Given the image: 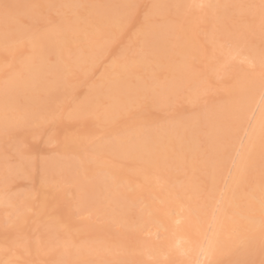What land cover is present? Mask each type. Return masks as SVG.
<instances>
[{
	"label": "bare ground",
	"instance_id": "bare-ground-1",
	"mask_svg": "<svg viewBox=\"0 0 264 264\" xmlns=\"http://www.w3.org/2000/svg\"><path fill=\"white\" fill-rule=\"evenodd\" d=\"M0 1H12V4L21 6L12 9L8 15L0 7V23L4 21L9 23L6 27L0 26V46L6 45L12 51L16 48L10 47L12 40L25 38V43L30 48L24 55L16 56L20 60L14 64L10 74L0 75V126L14 133L20 127L29 125L35 118L37 121L40 112L45 114L46 110L54 109L56 101L68 91L66 87L68 80L65 75L82 73L85 76L96 56L123 30L125 21L139 2V0ZM236 1L174 0L175 3H171L174 4L173 9L170 11L166 10L164 0H154V5L161 7L152 8L149 12L151 15L164 10L165 16L172 13L177 17H184V20L185 15L180 14L187 11L188 22L174 17L162 25H156L153 19L150 26L146 27L143 24L137 37L139 47L142 49L115 61L101 80L89 87L83 100L73 104L68 116L82 117L91 114L109 128L116 123L130 122L129 114H140V109L132 110V107L140 105L142 101L147 100L154 107H158L185 90L191 89V95L195 94L199 86L201 90L205 74L201 76V73L194 70L192 60L202 57L206 53V46L201 42L202 39H197L195 31L199 25L201 27L202 22L208 23L209 19L210 23L204 28L208 34L207 40L214 33L218 36L221 34L228 41L230 39L236 47L238 45L246 47L247 53L240 48L236 52L240 50L242 54H247L257 62L255 64L262 62L264 51L261 46L264 41L260 43L261 45L256 42L244 45L246 40H243V36L245 32L250 33L248 31L252 29L249 27L251 23L245 26L246 29H236L246 25L244 20L237 19V11L246 9L248 16L251 14L248 11L251 10L253 13L254 10L249 9L251 2L252 5L254 3L256 5L260 0H249V4L245 2L246 0L241 1L242 3L239 0L237 4ZM192 3L196 5L202 3L205 7L193 6L197 10L196 15L191 10ZM243 4L247 6L244 7ZM30 5L41 7L39 9L27 7ZM40 10L64 13L69 11L71 14L68 17H59L57 27L40 32L24 28L20 20L13 18L15 13L35 18V15L37 16L35 12L38 13ZM233 13L236 15V22L242 21L244 24L237 25L239 24L237 22L234 26ZM191 14H195L196 17ZM253 14L259 15L261 19L259 8ZM254 15V18L257 17ZM39 17L38 14L37 18ZM255 23L251 26L256 25ZM261 37L264 38L263 35ZM81 40L85 42L83 45L85 49L77 42ZM217 40L220 41L219 37ZM216 50L218 53L213 57L219 63L220 61L224 63L223 60H227L228 56L222 57V46L216 47ZM233 50L236 53L235 48ZM123 53L122 51L121 55ZM225 53L231 56V60L232 54ZM210 65L213 68L218 63ZM235 75L237 80L224 95L225 101H221L222 104L218 103L217 107H210V111L207 109L201 115L151 130H141L140 123L136 127L131 124L126 129H131V132L124 138L110 134L107 139L97 144L86 145L90 138L86 135L69 138L63 142L56 156L40 162L43 173L40 179L43 183L55 180L54 185L57 181L58 184H63L64 182L60 180L62 179L70 182L72 188L59 192H54L51 187V191L48 188L45 190L41 188L36 198L31 193L23 196L22 200H19V196L9 195L0 190V205L9 207L8 216L12 217L17 211L21 212V215H16L20 219L15 218L16 220L12 221L7 216L8 219H4V222L8 221L11 225L21 223L25 218L32 216L27 210L36 211L34 217L37 216L41 221L45 220L42 224L46 225L47 234L55 237V240L58 238L55 244L61 243L54 264H168L163 260L168 254H174L179 263L183 262L182 264H197V261L199 264L210 262L248 264L254 260H261L262 262H259L263 263L264 240L261 224L264 222V98H262L264 87L259 74L249 77L242 72ZM242 126L241 135L236 129H242ZM241 141L244 145L243 150L247 153V166L240 177L239 186H236L233 181L238 173L232 168V162L238 158ZM106 154L116 160L104 161ZM91 159L93 163L87 166V161ZM118 160H124L128 165H136L131 166L134 173L120 169L114 163ZM1 165L4 167L0 168V177L4 181L3 184L5 182L7 184L8 179L17 173H27L32 164L23 157L16 165L9 166L6 162L0 163ZM200 167H203L205 173L201 177L205 184L202 196L199 180L194 179ZM172 169L187 171L189 178L175 184ZM229 169H232L231 177ZM167 171L171 173V177L164 180L162 185H157L160 183L155 178L150 179L153 175L162 176ZM123 180L128 182L127 186ZM126 187L130 191H126ZM69 192L70 195L72 193L69 198H72L66 199L67 196L65 198L64 195ZM144 193H148V198L150 197L147 201H150V206L145 202L147 206H143L142 210L137 208L138 204H134L133 196L140 195L142 198ZM151 197L154 200L158 198L163 211L155 210L154 207H158L159 204L155 202L153 205ZM63 198L71 200L70 203L75 199L73 204L75 211L89 212V215L91 213L94 217V214L99 215L108 223H119V230L103 229V226L93 225L95 223L91 224L86 219L80 223L74 221L73 215L69 213L71 206L68 204L66 207L69 209L57 206L50 212L52 204L57 202L59 204ZM18 200L22 201L21 205L18 204ZM35 202H38V207L34 206ZM147 208L154 211H151V217L160 223L159 228L156 224H151L150 228L146 226L147 220L144 219L147 217L144 212ZM132 219L139 222L136 223L137 227L132 224L134 223ZM81 231L86 232L83 240L81 237H75ZM126 235H130L129 239L132 237L130 242H127ZM124 236L127 237L126 241ZM216 240L220 242L215 244L209 255H205L201 249H209V242ZM38 243L26 242L23 239L21 244L34 251L39 248ZM132 251H140V254ZM2 255L6 257L5 253ZM151 256L153 261L149 259L147 261V257ZM0 264L28 262L5 260L2 263L1 256Z\"/></svg>",
	"mask_w": 264,
	"mask_h": 264
},
{
	"label": "rangeland",
	"instance_id": "rangeland-1",
	"mask_svg": "<svg viewBox=\"0 0 264 264\" xmlns=\"http://www.w3.org/2000/svg\"><path fill=\"white\" fill-rule=\"evenodd\" d=\"M153 1L154 0H139L138 4H136L133 7L131 15L128 17L127 21H125L126 25L124 24L123 30H121L118 36L117 35L115 36L114 40H112L111 43L107 45L104 51H102L96 56L93 65L89 67V70L87 71V74L85 76H83L82 73H76V74L68 73L67 75H65L68 80V84L66 86L68 88V91L66 92L67 94H63V96L59 98L58 101H56V104H55L56 106L54 105L53 107L54 109H52L51 111L46 110L45 114L44 112H40L39 116L40 117L42 116L41 118L39 116L38 118L37 115H35L37 117V121H35L36 118L34 116L35 120H33V122L31 121L30 123L31 125L29 124L27 126L20 127L19 129H17L18 132L16 131L15 133L14 131H10L0 126V163L5 164L6 162L7 165L13 166V165H16V163L21 158L25 157L33 165V167L31 165L28 168L27 173H17L16 176L11 178L12 180L8 179L7 184L5 182L6 185L3 184L4 181L0 177V184H1L0 190L1 191L4 190L3 193L19 196L18 197L19 200H22L24 197H26V195L31 194V193L33 194V197L36 198L37 192H39L41 188L42 189L44 188V190L48 188L49 191H51L50 190V187H51L54 192H59L60 190H65L66 188H68L66 189V191L70 190L72 188V185L70 182H69L70 184L67 183L68 181H62V179H60L62 183L64 182L63 183L64 187H63V184L61 183L58 184V181H57V184H56L57 186H56L54 185V183L56 182L55 180L51 181L52 184H49L51 183L50 181L48 183L47 182L43 183L40 179L41 176L43 175L40 169V162H43L45 160L51 159L53 156H56L59 153L61 146H63V142L67 141L69 138L83 137L84 135H86L90 137L88 141L86 142V145H90V144H97L107 139L110 134H112V136L114 137L124 138L125 136L128 135L129 132H131V129L126 130L128 126H131V124H134L133 126L135 127L141 124L142 125L141 130H148V129L151 130V129L158 128L160 126L165 127L166 125H172L178 120H185L188 118H193L195 116L201 115L207 109L208 111H210V107L212 106L217 107L218 103H220L221 101L224 102L225 101V99H223L224 95L231 88V86L235 84L234 81L237 80L235 79L236 78L235 74L238 73L239 75L240 73L243 72V74L245 75L247 74L249 77L253 76L254 74L261 75L262 67L260 65L262 64V62L255 64L257 63L256 61L254 62V60L248 57L247 54L241 53L242 50L244 51V53H247V51L245 50L246 47L240 46V45L236 47L235 44H233L229 38L228 39L230 42L227 40L226 37H224L221 34L218 36L216 33H214L211 36L213 39L210 37L212 41L210 40V38H208V40L206 39L208 34L205 33L204 28L206 27L205 25H208V23H210V19H209L207 20L208 23H204L206 21L202 22L201 27H199L200 26L199 25L198 26L199 28L197 27V31H195L197 39L199 40L202 39L201 42L206 46V53L203 54L202 57L200 56L199 59H194V61L192 60L194 68H195L194 70L199 74L201 73L200 74L201 76L205 74L204 80H202V83H201V85L203 86V88L201 87V90L199 86V88L195 90V94L193 95H191V89L185 90L184 92L179 93L176 96L169 99L164 105H161L158 107H154L147 100L142 101L140 102V105L136 107H132L133 108L132 110L140 109V114H134V115L129 114L131 116L129 118L130 122H128L127 124L116 123V124H113L112 126H109V128L104 124V122H101L100 120L92 116L91 114L83 115L82 117L68 116V112L71 111L73 104H76L80 102L81 100H83V98L87 94V91L89 90V87L92 84H95L99 80H101V78L107 73L108 68L109 69L112 68L111 65L115 61H117L120 58L121 59L126 58L127 55L134 54L135 52L137 53L138 51L142 49L141 46L139 47V42L137 40V37L138 35H140L139 31L144 24L145 13H149L151 9L153 8L152 6L155 4V2ZM164 1L166 2V10L171 11L173 9L172 6L174 5V4L171 5V3H175L174 0H172L173 2L171 0L169 1L164 0ZM167 1L170 3H168ZM237 1L239 2V0ZM237 1H236V4L238 3ZM241 1L244 2L245 0H240V2ZM245 2L246 3L248 2L249 4V0H246ZM5 3L12 4V1L11 2L9 1L1 2L0 1V5H3ZM260 3H261V0L259 2L257 1L256 5L254 3L257 9L259 8L258 5ZM186 5L185 7H187ZM245 5L243 4L244 7ZM193 6H196V3L192 5L191 10L197 15V12H195L197 11L195 9L196 7H193ZM250 6H253L252 2ZM250 6H249V9H254L253 13H255V10L257 11L256 7L250 8ZM1 9L4 11L2 7ZM159 11H160L159 14L156 11V13L154 12V14L152 15L153 21H155L156 25H162L165 21L167 22L169 19L174 18V17L180 18L181 21L188 22L187 11L186 13L184 11L185 14L183 13V10L181 11V13L183 14H180V15L181 16L185 15L184 20H183L184 17L183 18L179 16L177 17L172 13L165 16L163 14L164 10H159ZM237 12H238L237 19L241 18V20H244L246 25H244V27H241V26L236 27V29L245 28V26H248L249 23L253 25L255 22H257V24L255 23L257 26L254 25L252 27L251 25H249V27L252 28L251 30L248 31L250 32L248 33L250 35L246 34L245 32L243 36L244 37L243 40L244 41L246 40L244 42V45L246 43L248 44L251 42H254V44L262 43V41H264V38L261 36L262 35L264 36V30L261 29V19H259V15H254L252 11L250 10L248 12H250L251 14L257 17L254 18L253 15L251 16V14H248L249 16L248 17L246 14L247 13L246 9L243 11L238 10ZM35 13L37 14V16L35 15V18L28 17L27 15L22 14V13H15L13 18L20 20V24L24 26V28L30 29L33 32H40V31L48 30L51 27H57L59 25L58 24L60 20L59 17H68V15L71 14L69 11L64 13L63 11L62 12L61 11L44 12L42 10H40V12L38 11V13L37 12ZM234 13L232 14L234 22L233 21L232 22L235 26L238 21L236 22L235 20L236 15ZM241 13H243L245 16H243V14ZM38 14L40 17L42 16L44 18V22L34 27L33 25L35 24ZM195 14H191V15H194V17H196ZM230 18L232 19V17ZM230 18L229 20H231ZM245 19H248V20L245 21ZM48 21H50V23H48ZM244 22L242 23V21H240V23L242 24H244ZM240 23L237 25H241ZM7 24L9 23H7V21H4L0 23V26L6 27ZM246 35L250 37H245ZM218 37L220 41L217 40ZM25 40H26L25 38H19V39L12 40V42L10 43V47L12 46L16 47L14 48V50L12 49V51L10 50V48L8 49L6 45L0 46V75L1 76L7 73L10 74L11 70H13L14 64H16L17 61L20 60V58H16L17 55L19 57V55L20 56L24 55L26 51H29L30 48L28 44L25 43L26 42ZM77 42L78 44L81 45L83 49H85V46H83L85 42H83L82 40L77 41ZM219 44L222 46V49H223L222 57L228 56L227 60L225 61L223 60L224 63H222V61H220L219 63V61L215 60V58L213 57V55L218 53V51L216 50V47L220 46ZM262 46H261V49L264 51V43H262ZM228 47L230 50L228 49ZM234 48H235V52L239 48L241 49V51L239 50L238 52L234 53V50H233ZM122 51L124 52L123 55H121ZM225 52L232 54L233 57L231 58V60H230L231 56H229ZM216 62L218 63V65L215 66L214 64H217ZM210 64H213L214 67L211 68ZM0 80H1V77H0ZM196 92L198 93L196 94ZM125 116H128V115H125ZM241 130H243V126H242V129L241 128L239 130L236 129V132L238 131L237 133H240L242 135V132H240ZM21 153H23L24 156L22 154V157H21ZM110 157L111 156L107 155L106 157L103 158V160L106 162L108 161L110 162L111 159H113V161L116 160L115 158H112V157L110 158ZM74 158L78 159L76 156H74ZM92 163H93L92 159L88 160L87 166H90ZM114 163H116L120 169L125 170L127 173L133 171L131 166L133 167L136 166L133 164L128 165V163L124 160L122 161L118 160V161H115ZM1 166L0 168L4 167V165L2 167ZM202 168L203 167H200L198 170L199 171L198 174L197 175L195 174L194 176V179L199 180L200 190H201L200 191L201 195L199 194L200 196H202V194L204 195L203 192L205 191L204 190L205 184L201 180V177L205 174ZM103 171H101V173H104ZM172 172L174 173L173 180L175 184H180L186 178H189V173L187 171H180V170L172 169ZM170 174L167 171V172H164L162 176L153 175L151 176L150 179H152L153 177L157 181H159L160 184L157 183V185H162L164 180H166L168 177H171ZM123 181L125 182V184L128 183L125 180ZM122 184L124 183L122 182ZM125 186H127V184ZM125 190L130 191L128 187H126ZM64 192L62 193L65 194ZM147 194L148 193L146 194L144 193V196H143L147 198H143V197L141 198L140 195L133 196L134 204L135 203L138 204L137 208L139 209L142 208L143 210L144 209L143 206H147L145 205L146 203L149 204L150 201L149 202L147 201L149 200L150 197L148 198ZM71 195L69 192V193H66V195L64 196L65 198L67 196L66 199H68ZM73 197H74V194H73ZM198 198L200 197L198 196ZM19 200H18V204L21 205L22 201L19 202ZM66 201L67 200H64L63 198V201L61 202L59 201V204L58 202L55 204H52V206L50 207L51 209L49 208V211L52 212L57 206L60 208H68L66 207L67 206L66 204H68V206H71V209L68 208L69 211L71 212L69 211L68 212L71 213V215H73V217L72 216L71 217L73 218L74 221L80 223L86 219V220H89L91 224L95 223L93 225H96L98 227L103 226L104 227V228L102 227L103 229L109 230L110 228L111 231L113 229L119 230L118 229L120 228L119 223H114V222L108 223L106 219H103L99 215L94 214L95 215L94 217L93 214L91 215V213L89 215V212L75 211L76 208L73 207L75 199H73L72 203H70L71 200L70 201L68 200L67 202ZM62 202L65 204H62ZM155 202L159 204L158 207H154L155 210H158L159 212L163 211L162 204L158 200V198H155V200L153 198V200L151 201L153 205ZM18 204L16 203L17 206H19ZM37 205H38V202H35L34 206L36 207ZM148 206H150V204ZM150 208L149 210L147 208L144 212V215L147 217V219H144V221L147 220L146 226L150 228L151 224L152 225L156 224L159 228L160 223L158 224L157 222H155L157 220L151 217L152 216L151 211L152 212L154 211L152 209L150 210ZM8 210H9L8 206L0 205V221L3 219L2 220L3 222L2 221L0 222V242L3 241L2 243H0L1 244L0 245V252H1L0 257L2 256V263H4L5 260L6 261L8 260L9 262H13L14 260V262H17V263L18 262H22V263L28 262V264H54L56 255H57V249L60 247L61 243L59 242L55 244L58 238H56L55 240L54 239L55 237H52L49 234H47V232L45 231L46 225L42 224L45 220L43 219V221H41L37 219V216L34 217L35 215L34 212L36 211L29 209L27 210V213L31 214L32 216L25 218L24 221H22L21 223L18 222L17 224L11 225V223H9L8 221L4 222V219L6 220V218L8 219L9 217L8 215L10 213ZM174 214L176 215V213H173V215ZM16 215L18 216L21 215V212L17 211ZM16 215L14 214L13 216L15 217L12 216L9 218H11L12 221L13 220L15 221L16 219H20V218H17L18 216ZM133 217H135V215H133ZM135 220H137V218ZM135 220H134V223L132 224H134V227H137L136 225L139 222L137 223ZM85 233L86 232L83 233V231H81L75 237H78V238L81 237V240H83V238L86 235ZM126 236L128 237V239ZM126 236H124L123 238L125 239L126 237V239L128 240L127 242H130L132 237L129 239L130 235H126ZM143 236H145V233H143ZM23 239L26 242H32V243L39 242L38 244L40 246L34 251L33 249L30 250L28 247L22 246L21 243ZM132 252L136 254L137 253L140 254V251H137V252L132 251ZM4 253L6 257L2 255ZM164 257H163V260H166L168 264H182L183 263L182 261H181L182 263H179L180 261L177 259V257L174 254H170V255L168 254L167 256H164ZM10 259H13V260H10ZM148 259L150 261L151 260L153 261L152 256L147 257V261H149ZM254 261H258V262L256 263ZM254 261L253 263L251 262L248 264H264V262L261 263L262 262L261 260H254Z\"/></svg>",
	"mask_w": 264,
	"mask_h": 264
},
{
	"label": "snow or ice",
	"instance_id": "snow-or-ice-1",
	"mask_svg": "<svg viewBox=\"0 0 264 264\" xmlns=\"http://www.w3.org/2000/svg\"><path fill=\"white\" fill-rule=\"evenodd\" d=\"M0 7H2L5 11V14L8 15L12 9H16L21 7L20 5H14V4H8L5 3L3 5H0ZM27 7H31L33 9H39L41 6L40 5H30ZM153 8H157V7H161L159 5H153ZM196 7L199 8H203L205 7V5L201 4V5H196ZM250 7H256V6H250ZM259 9H260V16H261V29L264 30V0H261V3L259 5ZM152 15L150 13H145V17H144V24L145 26H150L151 22H152ZM44 22V18L41 16L39 18L36 19L35 24L33 25L38 26L40 23ZM48 23H50V21H48ZM262 71H261V81H262V87H264V60H262ZM262 98H264V94H262ZM244 149V145H243V141H241V150L238 151L237 153V159H234L232 162V168L236 169L238 175L237 177L234 178V183L236 184V186H239L240 183V177L243 176V173L246 169L247 166V153L243 150ZM229 176H232V169H229ZM261 233H262V240H264V222H262L261 224ZM230 238V237H229ZM219 240L216 241H210L209 242V249H201V251L204 252L205 255H209L210 252L214 249L215 244L219 243ZM197 264H199V261H197ZM211 264V262H210Z\"/></svg>",
	"mask_w": 264,
	"mask_h": 264
}]
</instances>
